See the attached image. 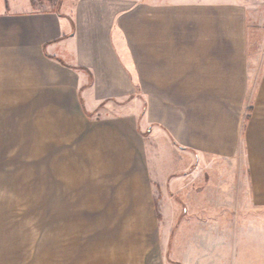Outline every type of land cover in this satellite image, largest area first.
Instances as JSON below:
<instances>
[{"label": "crops", "instance_id": "crops-1", "mask_svg": "<svg viewBox=\"0 0 264 264\" xmlns=\"http://www.w3.org/2000/svg\"><path fill=\"white\" fill-rule=\"evenodd\" d=\"M253 9L244 0L1 4L0 152L79 136L80 153L135 168L143 187L132 192L151 199L141 121L183 152L242 153L250 199L264 208V52L250 48ZM18 200L0 194V264H54L55 230L37 248L32 227L7 223Z\"/></svg>", "mask_w": 264, "mask_h": 264}, {"label": "rangeland", "instance_id": "rangeland-1", "mask_svg": "<svg viewBox=\"0 0 264 264\" xmlns=\"http://www.w3.org/2000/svg\"><path fill=\"white\" fill-rule=\"evenodd\" d=\"M244 1L255 6L250 48L264 52V0ZM139 124L151 199L132 192L142 186L135 168H118L104 152L80 153L79 136L37 147L9 142L0 194L19 200L7 223L32 227L37 248L55 230L54 264H264V208L250 199L243 154L199 157Z\"/></svg>", "mask_w": 264, "mask_h": 264}]
</instances>
